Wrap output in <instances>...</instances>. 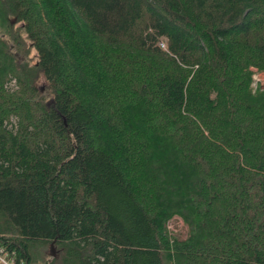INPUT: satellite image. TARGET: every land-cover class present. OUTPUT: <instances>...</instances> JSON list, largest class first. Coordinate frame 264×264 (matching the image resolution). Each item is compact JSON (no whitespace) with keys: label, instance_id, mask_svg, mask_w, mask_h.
<instances>
[{"label":"trees","instance_id":"1","mask_svg":"<svg viewBox=\"0 0 264 264\" xmlns=\"http://www.w3.org/2000/svg\"><path fill=\"white\" fill-rule=\"evenodd\" d=\"M252 68L264 0H0L6 261L264 264Z\"/></svg>","mask_w":264,"mask_h":264},{"label":"rangeland","instance_id":"2","mask_svg":"<svg viewBox=\"0 0 264 264\" xmlns=\"http://www.w3.org/2000/svg\"><path fill=\"white\" fill-rule=\"evenodd\" d=\"M252 72H253L252 73L253 89H256L258 86L263 88L264 87V71H259V70L252 68ZM14 85H15V81L11 80L9 86L14 87ZM38 85L43 90V86H44L43 82L39 81ZM166 228L172 237H178L180 239H183L187 234V225L184 223L183 219L178 215L172 216L166 222ZM49 250H50L49 247L46 248V254L48 255H49ZM53 252H54L53 253L54 255L58 253L56 247L54 246H53Z\"/></svg>","mask_w":264,"mask_h":264},{"label":"built area","instance_id":"3","mask_svg":"<svg viewBox=\"0 0 264 264\" xmlns=\"http://www.w3.org/2000/svg\"><path fill=\"white\" fill-rule=\"evenodd\" d=\"M159 44H160V46H161L162 48L165 47L164 42L161 41ZM2 252H3V249H0V262H2V263H4V264H9V263L6 261L5 256L2 254Z\"/></svg>","mask_w":264,"mask_h":264},{"label":"water","instance_id":"4","mask_svg":"<svg viewBox=\"0 0 264 264\" xmlns=\"http://www.w3.org/2000/svg\"><path fill=\"white\" fill-rule=\"evenodd\" d=\"M51 251H52V254H53V253H54V252H53V244H51ZM53 255H54V254H53Z\"/></svg>","mask_w":264,"mask_h":264}]
</instances>
